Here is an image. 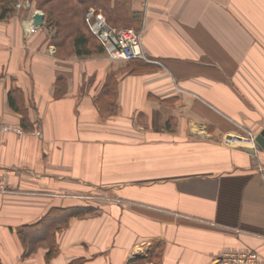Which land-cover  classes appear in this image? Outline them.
I'll use <instances>...</instances> for the list:
<instances>
[{
    "label": "crops",
    "instance_id": "obj_1",
    "mask_svg": "<svg viewBox=\"0 0 264 264\" xmlns=\"http://www.w3.org/2000/svg\"><path fill=\"white\" fill-rule=\"evenodd\" d=\"M130 10L144 54L130 62L57 56L33 4L0 21V264H48V241L26 255L20 231L73 208L90 212L58 231L49 264H216L225 251L264 264V151L224 142L264 131V0Z\"/></svg>",
    "mask_w": 264,
    "mask_h": 264
},
{
    "label": "trees",
    "instance_id": "obj_2",
    "mask_svg": "<svg viewBox=\"0 0 264 264\" xmlns=\"http://www.w3.org/2000/svg\"><path fill=\"white\" fill-rule=\"evenodd\" d=\"M132 0H36V8L45 14V26L53 33L50 39L52 46L56 48L57 56L76 55L89 57L105 54L103 46L92 35L85 16L90 8L101 10L107 22L120 27L134 24L137 33L140 16L130 10ZM18 0H0V21L11 18L16 13ZM138 25V26H137ZM90 212L82 208H73L67 211L52 210L39 223L25 227L20 231V236L25 245L29 243L28 253L32 252L34 242L46 239L49 244V252L46 261L56 257L59 253L56 234L61 228L66 227L74 217H81ZM33 230V231H32ZM38 232L39 238H28L29 232ZM34 234V233H33ZM42 237V238H41ZM148 258L136 259L128 264H146ZM83 260L74 261L71 264H82Z\"/></svg>",
    "mask_w": 264,
    "mask_h": 264
},
{
    "label": "built area",
    "instance_id": "obj_3",
    "mask_svg": "<svg viewBox=\"0 0 264 264\" xmlns=\"http://www.w3.org/2000/svg\"><path fill=\"white\" fill-rule=\"evenodd\" d=\"M22 5V0L17 4V8ZM86 23L92 35L103 46L105 54L111 61L130 62L144 57L140 44V34L134 28L114 27L111 26L104 16L94 8H90L85 16ZM4 132H14L15 134H23L21 127L5 126ZM38 137H42L40 130L36 131ZM237 139L247 141L254 147L256 136H250L247 139L229 136L224 142L231 144ZM9 193L6 178L0 176V194ZM216 264H259L258 257L255 252H236L225 251L215 260Z\"/></svg>",
    "mask_w": 264,
    "mask_h": 264
},
{
    "label": "water",
    "instance_id": "obj_4",
    "mask_svg": "<svg viewBox=\"0 0 264 264\" xmlns=\"http://www.w3.org/2000/svg\"><path fill=\"white\" fill-rule=\"evenodd\" d=\"M45 15L42 12H36L33 17V27H40L44 24ZM256 150L264 151V131L256 137L255 148ZM250 153H255V150H250Z\"/></svg>",
    "mask_w": 264,
    "mask_h": 264
},
{
    "label": "rangeland",
    "instance_id": "obj_5",
    "mask_svg": "<svg viewBox=\"0 0 264 264\" xmlns=\"http://www.w3.org/2000/svg\"><path fill=\"white\" fill-rule=\"evenodd\" d=\"M20 1H21V0H18L17 4H18ZM25 3L33 4V5H34V8H36V0H22V5H21L20 8H17V4H16V8H17V10H19V9H25ZM36 10H37V12H42V13L44 14V12H43L42 10L37 9V8H36ZM97 11L100 12V13L104 16V14H103V12H102L101 10H97ZM44 15H45V14H44ZM104 18L106 19L105 16H104ZM111 26H112V25H111ZM120 27L134 28V29H135L134 24H127V25H125V26H120ZM105 55H106V54H105Z\"/></svg>",
    "mask_w": 264,
    "mask_h": 264
}]
</instances>
